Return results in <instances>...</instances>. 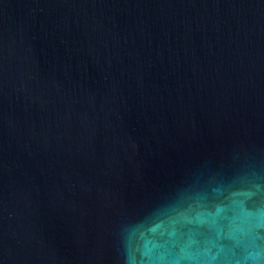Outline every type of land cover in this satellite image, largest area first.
<instances>
[{
  "label": "water",
  "instance_id": "obj_1",
  "mask_svg": "<svg viewBox=\"0 0 264 264\" xmlns=\"http://www.w3.org/2000/svg\"><path fill=\"white\" fill-rule=\"evenodd\" d=\"M0 264H264V0H0Z\"/></svg>",
  "mask_w": 264,
  "mask_h": 264
}]
</instances>
